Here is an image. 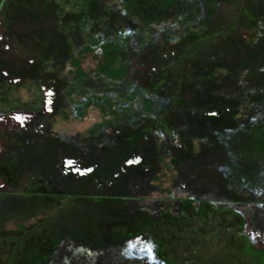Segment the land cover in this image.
Returning <instances> with one entry per match:
<instances>
[{
	"label": "rangeland",
	"instance_id": "rangeland-1",
	"mask_svg": "<svg viewBox=\"0 0 264 264\" xmlns=\"http://www.w3.org/2000/svg\"><path fill=\"white\" fill-rule=\"evenodd\" d=\"M208 1L216 4L208 7L202 32L158 37L121 54L120 62L127 68L125 80L136 83L142 96L152 93L160 105L158 116L133 113L127 127L89 137V145L74 154L77 148L60 143L56 135L84 132L102 115L93 108L82 120L53 115L58 113L59 98L52 85L60 71L67 72L69 50L68 34L58 28L73 16L67 12L60 17L53 0H0V84L8 80L16 86L39 77L47 87L42 95L49 99L40 113L30 114L20 106L0 109V264H39L51 250L55 235L64 256L87 260L72 234L74 229L56 231L60 221L68 228L75 222L90 236L98 228L110 235L122 234L125 248L119 256L125 262L121 264H190L197 251L204 253L200 264H261L264 125L230 134L215 126L214 120L232 115L236 107L228 101L211 102L204 89L194 87V80L213 64L239 67L246 61L259 63L264 56L260 47L264 16L258 17V0ZM49 57L57 60L47 61ZM48 65L52 67L46 68ZM40 66L45 69L37 72ZM95 66L88 55L83 68ZM257 82L264 84L263 74ZM92 85L97 92L129 90V84L110 87L100 79ZM0 96L6 97L3 91ZM179 114L188 122L178 128L182 122ZM53 119L57 126L50 130L44 123ZM123 127L127 131L121 158L116 161L111 151L108 161L109 141ZM158 131L161 138H157ZM206 132L216 133L219 145L208 150V156L203 155L206 150L189 155L196 145L190 135ZM155 150L164 157L159 179L153 182L161 186H156L159 192H153L155 186L150 183ZM169 154L200 162L207 181L187 179V170L181 167L168 169ZM135 171L147 172L145 180L139 183L138 178H130ZM227 183L241 199L257 203L226 202ZM127 193L132 198L125 200ZM145 195L148 197L137 199ZM187 196L205 202L196 203L193 209L181 201ZM182 209L185 216H181ZM167 213L172 215L165 217ZM132 215L135 220L129 225L109 219Z\"/></svg>",
	"mask_w": 264,
	"mask_h": 264
},
{
	"label": "trees",
	"instance_id": "trees-1",
	"mask_svg": "<svg viewBox=\"0 0 264 264\" xmlns=\"http://www.w3.org/2000/svg\"><path fill=\"white\" fill-rule=\"evenodd\" d=\"M53 1L57 4L56 11L60 17L67 12L73 16L65 20L60 28H58L67 32L66 43L69 50L65 63V70L67 72L60 71L58 78H56L52 85L57 91V98H59L55 99L58 105H56L58 113L53 115L62 117V119L64 117L65 119L76 118L82 120L91 108L95 110L99 109L102 115V118L98 122L93 123L84 132H79L68 137H65V133H63L65 135H56V139L60 143H66L74 149L77 148L74 154L81 152L79 148L89 145L91 142L89 137L104 135L108 129L116 130L122 126L127 127L131 121L129 116L133 113H139L151 118L158 116L160 105L156 102L157 99L153 98L152 93L150 92L148 95L142 96L138 91L140 87L136 83L128 79L125 80L127 68L120 62L121 54L128 48L141 47L146 43L150 44L158 37L164 38V36H169V38H174L178 33L202 32L206 25V11L209 6L214 7L216 4L208 0ZM258 2L257 14L258 17L263 18L264 0H258ZM260 47L264 53V41L260 43ZM88 55H91V58L96 61V66L86 70L83 68V61ZM48 60L52 62L57 59L49 57ZM41 66L37 72L45 69V67L41 69ZM51 67L48 65L46 68ZM263 70L264 56L256 65H251L247 61L244 66L239 67L227 64H213L206 67L204 74H199L195 78L194 87L199 86L201 89H204L206 91L205 98L210 99L215 104L228 101L236 107V112L227 116L229 118L223 117L220 121L214 120L216 122L215 126L222 127L225 132L230 134L232 131L250 130L264 125V84L257 82L261 78V75H264ZM96 79L105 81L110 87L119 86L123 83L129 84V90L128 92H117L115 90L112 93L108 90L97 92L95 91L97 88H93L94 85H92ZM29 80L31 81L30 83L22 82L16 86L13 83L10 85L8 80L3 81L0 84V92L3 91L6 97L5 99H0V109L3 107L8 108L7 106L15 108L20 106L30 114H34V112L40 113V110L45 108V104H48L49 101V99H46L42 95L44 91L46 92L47 87L43 86L44 83L39 77H33ZM158 84L155 83L154 87L158 86ZM23 92L25 93L23 94ZM179 117L182 122L177 126L178 128L188 122V119L184 118L185 116L182 114H179ZM36 118L38 121L43 122L41 117L38 118L37 116ZM56 123L57 120L53 119V121H46L44 124L50 130H53L57 126ZM126 127H123L120 135L117 133L118 137L109 141L110 147L105 153V156H108V161L111 160V151L117 156L115 157L116 161H119L121 158L120 147L126 138L124 135L126 130L124 128ZM159 133L161 134V132L158 131L157 138H161ZM207 133L209 132H206L204 135H190L196 145L189 155H195L199 151L206 150L203 152V155L208 156L210 151L216 149V146L221 142L220 138L214 132L211 135ZM204 144L206 147H204ZM154 147L157 148V145L154 144ZM165 148L162 150H165ZM208 150L210 151L208 152ZM161 152L159 153L155 150L153 157L155 167L152 171L151 184L159 179V174L163 169L161 163L164 157ZM185 160L183 161L179 155L169 154V162L166 163V167L170 170H173L172 167L174 166L178 170L181 167V169L187 170V173H185L186 177H188L187 179L196 180V182L207 181V177L203 175L204 172L200 171H203L200 162L194 164L193 159L190 157L188 159L185 158ZM261 165H264L262 161ZM56 168L60 170V164ZM144 171L142 173L135 171L130 178H138L140 183V181L145 180V177H147V172ZM156 186L152 188L153 192H159L157 191L159 185ZM224 191L228 198L225 200L226 202L257 203L253 200L241 199L240 193H233L232 185L229 183L225 185ZM0 193H2L1 189ZM168 193L171 194L170 191ZM102 196L110 198L109 195ZM147 197L148 195L138 196L137 199ZM124 198L125 200L132 198V195L127 193L124 195ZM181 201L184 203L183 205L192 207L193 209L196 208V203L201 206L205 202L204 199L192 196H187ZM97 211L100 210L98 209ZM180 212L181 216H185L186 213L183 209ZM167 215L170 216L172 214L167 213L165 217ZM134 217L133 215L116 216L112 217V219L109 217V219L112 223L119 219V221H123L124 225H129L135 220ZM60 224L55 226L56 231L75 230L72 234H75L78 246L82 250H85L87 260H76L74 255L70 254L64 256L60 251V247L56 244L59 241L58 235H55L51 238V250L43 256V260L39 264H94L93 261H96L95 264H121L125 262L119 256L120 253L124 252L125 248L122 245L125 241L122 234L118 232L113 234L112 232L110 235L105 229L98 228L95 230L94 235L90 236L84 227L75 222H71L70 228L61 221ZM203 254L198 253V251L194 253L193 258L189 261L190 264L203 263L204 261H201L204 258ZM208 262L206 263L212 264L211 261ZM33 263V261L29 262V264ZM219 263L222 264V262ZM261 264H264V258Z\"/></svg>",
	"mask_w": 264,
	"mask_h": 264
}]
</instances>
